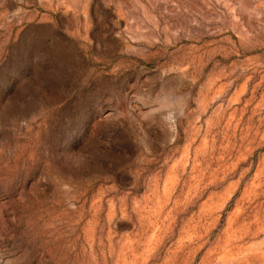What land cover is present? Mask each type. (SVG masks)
Listing matches in <instances>:
<instances>
[{
  "label": "rangeland",
  "instance_id": "374dc122",
  "mask_svg": "<svg viewBox=\"0 0 264 264\" xmlns=\"http://www.w3.org/2000/svg\"><path fill=\"white\" fill-rule=\"evenodd\" d=\"M0 264H264V0H0Z\"/></svg>",
  "mask_w": 264,
  "mask_h": 264
}]
</instances>
